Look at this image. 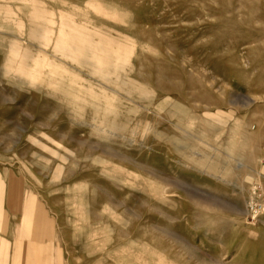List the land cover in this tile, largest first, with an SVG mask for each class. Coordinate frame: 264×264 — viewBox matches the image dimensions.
I'll return each instance as SVG.
<instances>
[{"label":"rangeland","instance_id":"1","mask_svg":"<svg viewBox=\"0 0 264 264\" xmlns=\"http://www.w3.org/2000/svg\"><path fill=\"white\" fill-rule=\"evenodd\" d=\"M263 178L264 0H0V264H264Z\"/></svg>","mask_w":264,"mask_h":264},{"label":"bare ground","instance_id":"2","mask_svg":"<svg viewBox=\"0 0 264 264\" xmlns=\"http://www.w3.org/2000/svg\"><path fill=\"white\" fill-rule=\"evenodd\" d=\"M69 30H73V26L72 25L69 26ZM65 31L69 32L67 30H65ZM68 35L70 37L69 40L74 38V40H76V42L79 43L78 44L79 46H75L74 47L75 53L85 56L86 57L85 59H86L87 63L91 64V66L94 68L95 72H97L101 76L105 75V73L110 68V65L105 62V59L109 58V49H108V47H106V45L109 44V43H107L104 39H99L97 42H95L96 46L94 47V46H91V42L89 41L88 36H86L84 33H81V32H78V31H73V32H70ZM68 35H65V37H68ZM61 37L62 36H60L58 38H61ZM65 45L67 46V48H70V47H73L74 43L72 41H70V42L66 41L63 44V46L65 47ZM12 51H13V53H15V52L18 51V49L16 47H14V48H12ZM37 59H36V57H33L32 61H34V60L37 61ZM91 59L92 60L95 59V61L91 62L90 61ZM23 61H25V58H22V62ZM35 65L36 64H34V66ZM17 70L19 71V69H17ZM57 70H55V71H57ZM23 76H24V74H23ZM252 189H251V191H252Z\"/></svg>","mask_w":264,"mask_h":264},{"label":"built area","instance_id":"3","mask_svg":"<svg viewBox=\"0 0 264 264\" xmlns=\"http://www.w3.org/2000/svg\"><path fill=\"white\" fill-rule=\"evenodd\" d=\"M244 211L246 221L255 222L264 218V178L253 187L245 202Z\"/></svg>","mask_w":264,"mask_h":264},{"label":"crops","instance_id":"4","mask_svg":"<svg viewBox=\"0 0 264 264\" xmlns=\"http://www.w3.org/2000/svg\"><path fill=\"white\" fill-rule=\"evenodd\" d=\"M69 49V48H68Z\"/></svg>","mask_w":264,"mask_h":264}]
</instances>
